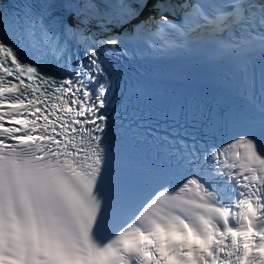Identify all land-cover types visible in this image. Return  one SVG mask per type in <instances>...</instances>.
I'll return each mask as SVG.
<instances>
[{
  "label": "snow or ice",
  "instance_id": "1",
  "mask_svg": "<svg viewBox=\"0 0 264 264\" xmlns=\"http://www.w3.org/2000/svg\"><path fill=\"white\" fill-rule=\"evenodd\" d=\"M0 264H264V0H0Z\"/></svg>",
  "mask_w": 264,
  "mask_h": 264
}]
</instances>
